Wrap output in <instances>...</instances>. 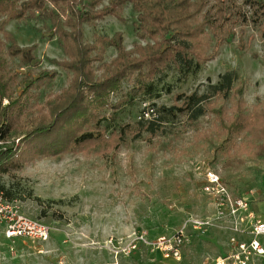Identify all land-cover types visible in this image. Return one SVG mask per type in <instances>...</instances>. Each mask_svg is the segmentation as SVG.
Listing matches in <instances>:
<instances>
[{"label":"rangeland","instance_id":"1","mask_svg":"<svg viewBox=\"0 0 264 264\" xmlns=\"http://www.w3.org/2000/svg\"><path fill=\"white\" fill-rule=\"evenodd\" d=\"M242 10L247 22L235 28L234 37L219 47L212 60L195 72L170 63L156 75L153 91L135 96L116 112L114 121L103 122L111 128L129 124L141 129L139 138L127 136L122 144L109 139L80 153L44 157L2 179L20 212L47 225L50 234L46 241L8 240L0 225V264H209L229 254L233 230L231 216L215 219V200L204 191L208 172L219 176L232 196L246 197L255 217L264 221V132L261 138L244 132L228 147L216 113L230 115L239 100L253 124H264V21L255 23L249 20L250 10ZM136 25V13L127 5L121 19L107 16L85 24V40L121 31L125 47L130 48L138 40ZM6 28L20 46L37 47L38 67L10 62L19 79L34 78L42 70L56 71L53 81L36 93L38 102L67 86L70 73L53 63L64 54L48 19L11 21ZM114 54L108 48L105 59ZM227 72L241 87L228 99L210 89ZM137 78L124 81L111 101L128 94ZM194 90L210 94L204 114L158 121L154 133L137 125L140 117L160 116L159 107L171 106L174 94ZM147 107L155 115H146ZM188 218H210L216 224L203 233L187 227L178 258H163L159 249L146 243L125 253L135 235L144 234L147 241L170 236ZM263 239L257 237L259 242ZM250 264H263V260Z\"/></svg>","mask_w":264,"mask_h":264},{"label":"trees","instance_id":"2","mask_svg":"<svg viewBox=\"0 0 264 264\" xmlns=\"http://www.w3.org/2000/svg\"><path fill=\"white\" fill-rule=\"evenodd\" d=\"M127 5L136 13L135 38L139 41L126 48L121 31L95 35L92 42L85 40V24L107 16L121 19ZM243 7L251 12L249 20L264 21V0H0V139L4 141L0 191L4 197L12 200L2 179L38 159L80 153L89 146L107 144L109 139L122 144L127 136L139 138L141 129L129 124L111 128L103 122L114 121L116 112L135 96L153 91L156 75L170 63L195 72L212 60L219 47L234 37L235 28L247 22ZM37 16L49 20L52 35L60 42L64 58L53 63L70 73L67 86L43 102L36 100V93L53 81L56 71L42 70L34 78L24 75L19 79L10 62L38 67L37 47L20 46L6 28L11 21ZM108 48L115 54L106 60ZM134 76L138 78L129 93L111 101L123 82ZM234 78L232 72L220 75L210 85L211 93L226 99L240 93ZM209 97L197 90L176 93L171 106L159 107L160 116L140 117L137 125L154 133L156 123L169 117L197 118L207 111ZM237 104L230 115L216 111L228 147L244 132L260 138L264 132V124H253L243 103L238 100ZM146 109L144 113L155 115L152 108Z\"/></svg>","mask_w":264,"mask_h":264},{"label":"built area","instance_id":"3","mask_svg":"<svg viewBox=\"0 0 264 264\" xmlns=\"http://www.w3.org/2000/svg\"><path fill=\"white\" fill-rule=\"evenodd\" d=\"M145 114L147 115L148 113ZM16 141L18 140L16 139ZM3 143L4 141L0 139V146ZM206 182L204 191L214 198L217 207L215 219L221 220L225 215L231 216V229L234 233L249 231L252 235V239L248 243L240 242L232 235L229 238V254L218 257L209 264H248L252 256H263L264 250L260 246L257 237L264 235V221L255 217L250 210L249 200L246 197L232 196L220 177L214 173H207ZM212 221L210 218L203 220L188 218L183 221L181 227L172 235L159 236L153 241H147L144 234L135 235L128 242L125 253L128 254L135 249L138 243H146L159 249L164 257L172 256L178 258L179 246L184 242L186 230L190 227L203 233L208 226L216 224ZM0 225L3 226L4 236L8 240L26 238L46 241L50 234V228L47 225L23 215L16 203L5 198L1 191Z\"/></svg>","mask_w":264,"mask_h":264},{"label":"crops","instance_id":"4","mask_svg":"<svg viewBox=\"0 0 264 264\" xmlns=\"http://www.w3.org/2000/svg\"><path fill=\"white\" fill-rule=\"evenodd\" d=\"M250 210H251V209H250ZM251 211H252V210H251ZM252 212H253V211H252ZM230 223H231V222H230ZM229 227H230V230H231V226H229ZM231 231H232V230H231ZM231 235L235 236L236 239H237L238 241H240V242H246V243H248V242L252 239V235L250 234L249 231H246L245 233H234V232L232 231V234H231ZM261 236L264 237V235H261ZM247 237H249V238H247ZM258 242H259V241H258ZM261 242L264 243V239H263L262 241L259 242L260 246H261V247L263 248V250H264V246H262ZM161 254H162V256H163V253H162V252H161ZM163 258H164V256H163ZM255 259L263 260V263H264V255H263V256H257V255H254V256H252V257L250 258L248 264H250V263H251L253 260H255Z\"/></svg>","mask_w":264,"mask_h":264}]
</instances>
